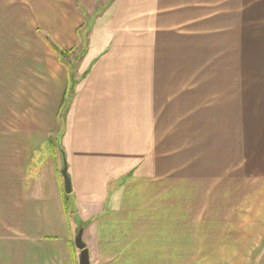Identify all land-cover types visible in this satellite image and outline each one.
Returning a JSON list of instances; mask_svg holds the SVG:
<instances>
[{
  "label": "crops",
  "instance_id": "obj_1",
  "mask_svg": "<svg viewBox=\"0 0 264 264\" xmlns=\"http://www.w3.org/2000/svg\"><path fill=\"white\" fill-rule=\"evenodd\" d=\"M37 6L82 71L57 138L71 76L40 46L0 127V264H78L79 232L92 264H264V0Z\"/></svg>",
  "mask_w": 264,
  "mask_h": 264
},
{
  "label": "rangeland",
  "instance_id": "obj_2",
  "mask_svg": "<svg viewBox=\"0 0 264 264\" xmlns=\"http://www.w3.org/2000/svg\"><path fill=\"white\" fill-rule=\"evenodd\" d=\"M51 4L53 0H0V127L2 126L6 131H15V123L22 110L16 106H20L22 100L29 96L26 85L23 87L22 84V80L26 79L28 74L27 71L33 68V63L35 68H37V63H44L42 54L45 52L40 46L46 45L48 49L49 43H54L50 32L52 28L46 20L48 14L38 12L37 6ZM244 25L249 33L248 36L251 37L250 40L261 37V41L264 42V18L255 20V15L251 16L244 22ZM261 46L264 47V43ZM83 50L84 46H78L63 62L59 59L60 64L66 68L67 75L71 76L68 87L72 86V82L77 83L78 81L76 78L82 71V67H80V59H75L74 54H82ZM254 52H257L256 49ZM257 63V60H250L249 67L256 68ZM75 85L73 91H68L64 106L60 111L58 119H60L61 126L56 131L57 138H60L65 130L66 110ZM29 94L38 95L36 90H32V93L30 91ZM23 110L27 111L29 116L36 111L32 106Z\"/></svg>",
  "mask_w": 264,
  "mask_h": 264
},
{
  "label": "water",
  "instance_id": "obj_3",
  "mask_svg": "<svg viewBox=\"0 0 264 264\" xmlns=\"http://www.w3.org/2000/svg\"><path fill=\"white\" fill-rule=\"evenodd\" d=\"M61 174H62V177H63L64 192L66 194H70L71 185H70V180H69V177H68V174H67V169H66V164L65 163H63V167L61 169ZM74 244H75L76 248L79 251L78 264H92L91 261H90L88 248L86 247V245L82 241L80 232L76 235V237L74 239Z\"/></svg>",
  "mask_w": 264,
  "mask_h": 264
},
{
  "label": "trees",
  "instance_id": "obj_4",
  "mask_svg": "<svg viewBox=\"0 0 264 264\" xmlns=\"http://www.w3.org/2000/svg\"><path fill=\"white\" fill-rule=\"evenodd\" d=\"M50 47L54 50V52L57 54L58 56V59H60V61H64L65 59H67L71 52L73 50H63V49H60L55 43L53 42H50ZM70 53V54H69ZM83 54H80V53H77V54H74V57L75 59H80L82 57ZM85 76V74H84ZM81 78H83V76H81ZM75 81L72 82V86L70 85V87H68V90L66 91V94L68 93V91L71 92V90L73 89V86L75 85ZM73 91V90H72ZM67 196V195H66Z\"/></svg>",
  "mask_w": 264,
  "mask_h": 264
}]
</instances>
